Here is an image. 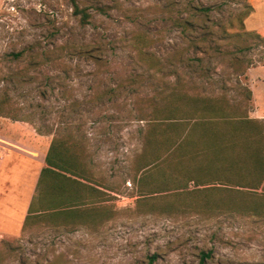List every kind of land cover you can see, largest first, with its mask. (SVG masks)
I'll return each mask as SVG.
<instances>
[{"label":"rangeland","instance_id":"1","mask_svg":"<svg viewBox=\"0 0 264 264\" xmlns=\"http://www.w3.org/2000/svg\"><path fill=\"white\" fill-rule=\"evenodd\" d=\"M246 1L253 11L244 21V29L264 37V0ZM84 2L88 7H103L107 17L80 29L69 17L67 0H0L1 75L16 68L9 61L10 55L23 48L35 54L54 45L73 47L103 40L106 49L103 66L74 55L68 70L59 66L49 69L47 72L58 79L47 101L39 100L45 87L40 79V73L46 72L42 68L30 70L32 83L10 86L12 98L23 109L40 105L25 111L33 114L27 124L34 131H45L53 124L57 136L62 137L63 131L70 129V138L79 143L73 151L81 154L89 181H81L82 203L74 213L40 216L23 226L17 236L0 237V264H147L152 254H157L153 264H198V250L213 253V260L204 264H264V227L251 217L230 211L232 205L227 204L245 207L247 200L227 192L202 193V187L192 183L182 190L171 186L160 190L157 173L151 175L146 188L156 193L140 196L136 184L141 173L151 170L147 167L137 172L136 168L142 146L140 129L145 124L139 119L151 118L147 113L153 89L169 91L176 85L199 94L224 92L230 101L237 102L242 99L240 88L245 87L254 94L245 116L264 122V59L241 77L212 58L209 67L214 71L204 79L190 78L185 70H178V77L166 70L154 73L146 69L151 64L160 68L151 54H159L161 59L168 56L170 41L175 39V33L167 32V25L154 27L142 22L134 27V33L148 37L145 50L152 57L137 61L141 68L132 64L138 60L136 55L122 49L124 43L118 41L129 39L133 28L121 13L133 15L137 9L152 8L156 1ZM222 15L213 17L220 20ZM156 33L163 34L160 43L150 41ZM259 50L253 48L248 57L255 59ZM109 90L115 92L102 93ZM45 137L49 143L52 135ZM88 188L100 193L91 196Z\"/></svg>","mask_w":264,"mask_h":264},{"label":"trees","instance_id":"2","mask_svg":"<svg viewBox=\"0 0 264 264\" xmlns=\"http://www.w3.org/2000/svg\"><path fill=\"white\" fill-rule=\"evenodd\" d=\"M155 1L152 8L137 9L133 15L121 13L125 22L133 28L129 39L122 38L118 44L124 43L121 48L136 55L138 60L132 61V64L141 68L137 61L150 56L144 43L148 37L134 33V27L142 22H149L154 27L167 25V32L175 33V39L168 46V56L161 59L159 54H151L153 58L150 57L156 59L160 68L156 65L154 69L151 64L146 69L154 70V73L166 70L178 77L177 71L185 70L190 78L204 79L210 71H214L213 67H209L212 58L231 74L241 77L264 59V37L244 29V21L253 11L246 0ZM67 4L69 17L80 29L93 26L97 19L108 15L103 7H88L84 0H67ZM222 12L221 19L215 20L213 15ZM162 40L163 34L156 33L150 41L160 43ZM103 43V40H89L73 47L54 45L35 54L32 50L24 51V48L11 54L9 61L16 68H10L3 75L0 71V118L30 123L33 114L26 115L25 111L38 109L40 105L23 109L12 98L10 86L32 83L34 78L30 70L42 68L46 72L40 73V79L45 87L39 93V100L47 101L48 93L55 89L58 79L57 75L47 71L53 66L68 70V63L74 55L103 66L101 60L106 50ZM253 48L260 50L252 60L248 53ZM152 91L147 113L151 118L139 119L145 124L140 129L142 146L136 168L137 172L147 167L151 170H145L139 176L136 182L138 194L156 193L146 188L150 187L151 175L157 173L160 190L167 186L182 190L192 183L194 187H202L199 190L202 193L227 192L247 200L245 207H237L232 202L227 204L232 205L230 211L251 217L256 224L264 227V122L245 116L251 99L250 90L240 88L242 99L237 102L230 101L224 92L199 94L192 90L183 91L176 85L169 91L164 87ZM113 92L102 93L111 95ZM52 126H47L45 131L35 130L40 135L52 137L44 158L45 166L39 172L34 196L24 217V228L30 220L40 216L54 217L63 211L74 213V208L82 203L81 181H89L81 154L73 151L79 143L70 138V129L63 131L62 138L57 136ZM148 157L151 160L146 162ZM88 189L92 192L91 196L100 193L94 188ZM63 205L67 206L63 208ZM222 205L225 203L222 202ZM223 210L227 208L223 207ZM196 259L198 264H204L213 260V253L211 250H198ZM155 261L157 254L147 257V264Z\"/></svg>","mask_w":264,"mask_h":264},{"label":"crops","instance_id":"3","mask_svg":"<svg viewBox=\"0 0 264 264\" xmlns=\"http://www.w3.org/2000/svg\"><path fill=\"white\" fill-rule=\"evenodd\" d=\"M48 145L26 122L0 118V237L22 230Z\"/></svg>","mask_w":264,"mask_h":264}]
</instances>
